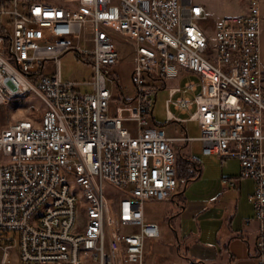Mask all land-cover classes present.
<instances>
[{"label": "built area", "instance_id": "1", "mask_svg": "<svg viewBox=\"0 0 264 264\" xmlns=\"http://www.w3.org/2000/svg\"><path fill=\"white\" fill-rule=\"evenodd\" d=\"M207 20L200 0H0V103L33 93L44 105L0 131V264L12 250L20 264H147L161 231L145 202L177 192L172 144L192 140L204 156L238 160L225 189L253 181L246 223H258L254 264H264L261 4L224 16L213 42ZM117 38L134 60L135 95L121 101ZM69 52L91 62V82L63 78ZM168 79L179 85L167 119L197 121L199 137H169L155 121L154 82Z\"/></svg>", "mask_w": 264, "mask_h": 264}, {"label": "rangeland", "instance_id": "2", "mask_svg": "<svg viewBox=\"0 0 264 264\" xmlns=\"http://www.w3.org/2000/svg\"><path fill=\"white\" fill-rule=\"evenodd\" d=\"M206 7L208 20L206 27L208 29V36L210 41L215 40V27L220 20L227 15L243 14L248 10V0H200ZM261 4V11L263 14L262 28H261V52L264 62V0H259ZM120 60L112 67L113 74L117 77V83L112 87L117 98L125 97L131 99L135 95V87L131 78L133 69V56L131 54L132 44L125 42L122 38H117ZM61 71L64 79L71 80L76 83H89L93 80L94 68L90 61L80 59L73 52H69L61 58ZM155 85L158 87V93L154 100L153 117L155 121L164 126L168 136H188L197 138L201 135L200 126L197 121L187 120L186 122L169 121L167 119L166 99L169 98V89L179 85L178 79L156 80ZM182 84V81L180 82ZM82 91H90L91 86L86 85L81 87ZM170 109L174 110L173 104ZM44 111V105L33 93L27 94L24 97L9 100L7 103H0V131L8 127L10 124L25 118H40ZM181 117H188L187 115H180ZM127 124V123H126ZM127 125L133 126L134 123ZM187 130V133H186ZM181 148L180 154V168L183 170V177L185 181L178 185L174 200H148L145 202L146 217H152L159 225L161 231V239L166 242V245H173L174 247L167 250L166 257L150 258L148 254V264H191L188 260L178 257L175 251L178 243L175 237H172V229L177 230L179 218L167 217L165 214H179L183 224H187V219L194 218L200 215L202 211L208 209V199L215 191L220 180V161H215L216 166L205 167V162L209 161V157L202 154L203 143L199 140H192L190 142H174L172 148ZM234 158L226 159L227 163ZM197 163V167L193 165ZM188 163V167H186ZM200 166V167H199ZM199 168L203 170L200 171ZM112 189L116 190L114 187ZM190 224V223H189ZM190 236L186 243V248H191L189 253L190 260L196 264H204L206 258L202 255L207 252H214L215 250L225 252V247L228 245L227 238L224 236L218 238V224L213 223H199L191 222ZM204 233V238H197ZM172 240H169V237ZM155 240H147V244L151 245ZM170 241V243H169ZM168 243V244H167ZM164 249H162L163 251ZM184 251V250H182ZM199 254H197V252ZM237 251H241V245L237 247ZM148 253V252H147ZM227 260V258H224ZM6 264H20L19 258L16 255V250H12L10 258ZM230 264H251L246 258L243 262Z\"/></svg>", "mask_w": 264, "mask_h": 264}, {"label": "crops", "instance_id": "3", "mask_svg": "<svg viewBox=\"0 0 264 264\" xmlns=\"http://www.w3.org/2000/svg\"><path fill=\"white\" fill-rule=\"evenodd\" d=\"M175 150L177 169L179 175H181V173H183V170L180 168L181 148L176 147ZM209 159V161L205 162L204 169H206L207 166H216V163L213 160L221 162L220 180L219 182H216L217 187L207 201L210 207L202 211L199 216L187 219L188 222L185 225L183 224L179 214H165L169 218H179V232H177L175 229H172L171 235L172 237L176 238L178 243V247L175 248V251L179 255L178 257L188 260L191 264H196L192 261V259L190 260L189 258V253L192 249L186 248L187 240L190 236V233H192L189 226L191 222H199L201 224L213 223L214 225L218 224L219 226L217 231L218 238H221L224 234V236L227 238L228 245L224 248V253L223 251L221 252L215 250V253L210 251L202 255L206 258L204 264H230V262L239 263L243 262L244 258H246V260H248L251 264H254L256 261L255 239L258 232V223L255 220H252L249 224L246 223V220L248 218H252L253 216V208L247 201V196L253 191L254 183L249 179H245L240 181L236 189H225L222 185V178L237 177L239 175L240 168L238 160H232L227 163L226 160L222 161L216 157H209ZM195 163L193 162L194 166L197 164ZM186 165V167H188V163ZM199 170L202 171L203 169L199 168ZM174 197L175 194H173V196L167 200L173 201ZM146 218L149 221L155 222V219L152 217ZM171 236L169 237L170 241L172 240ZM197 238H204V233L201 232V235H199ZM239 245H241V251H237V247ZM168 247L169 250H171L174 246L171 244H169V246L166 245V242L163 241L161 237L155 240L152 246L146 243L147 264L148 254H150V258H154V255L158 253H160L159 258H170V256L166 257V249ZM162 249L164 250L162 251ZM197 254L199 253L197 252ZM155 258H158L157 255ZM224 258H227V260Z\"/></svg>", "mask_w": 264, "mask_h": 264}, {"label": "trees", "instance_id": "4", "mask_svg": "<svg viewBox=\"0 0 264 264\" xmlns=\"http://www.w3.org/2000/svg\"><path fill=\"white\" fill-rule=\"evenodd\" d=\"M116 100H117V101H121V99H120V98H117V97H116ZM194 163H195V162H194ZM195 164H196V163H195ZM195 167H197V164H196ZM182 174H184V172L181 173V175H179V178H184Z\"/></svg>", "mask_w": 264, "mask_h": 264}]
</instances>
